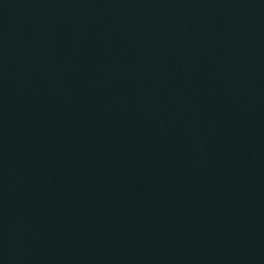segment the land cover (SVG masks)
Returning a JSON list of instances; mask_svg holds the SVG:
<instances>
[{
	"label": "water",
	"instance_id": "95a60500",
	"mask_svg": "<svg viewBox=\"0 0 264 264\" xmlns=\"http://www.w3.org/2000/svg\"><path fill=\"white\" fill-rule=\"evenodd\" d=\"M0 264H264V0H0Z\"/></svg>",
	"mask_w": 264,
	"mask_h": 264
}]
</instances>
